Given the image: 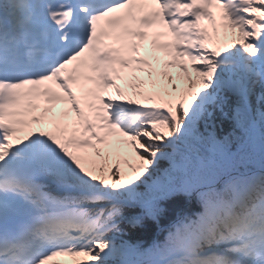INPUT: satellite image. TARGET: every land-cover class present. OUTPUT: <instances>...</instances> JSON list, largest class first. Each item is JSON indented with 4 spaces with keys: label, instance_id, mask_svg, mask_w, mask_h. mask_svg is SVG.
Masks as SVG:
<instances>
[{
    "label": "snow or ice",
    "instance_id": "6c2138e0",
    "mask_svg": "<svg viewBox=\"0 0 264 264\" xmlns=\"http://www.w3.org/2000/svg\"><path fill=\"white\" fill-rule=\"evenodd\" d=\"M151 3L0 0V264H264V0Z\"/></svg>",
    "mask_w": 264,
    "mask_h": 264
},
{
    "label": "trees",
    "instance_id": "16d2710c",
    "mask_svg": "<svg viewBox=\"0 0 264 264\" xmlns=\"http://www.w3.org/2000/svg\"><path fill=\"white\" fill-rule=\"evenodd\" d=\"M154 79H156V80H157L158 78H157V77H154ZM111 162H112V161L110 160V161H109V163H111Z\"/></svg>",
    "mask_w": 264,
    "mask_h": 264
}]
</instances>
